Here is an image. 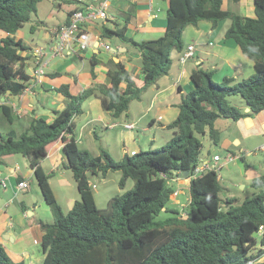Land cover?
I'll return each instance as SVG.
<instances>
[{
    "label": "trees",
    "instance_id": "1",
    "mask_svg": "<svg viewBox=\"0 0 264 264\" xmlns=\"http://www.w3.org/2000/svg\"><path fill=\"white\" fill-rule=\"evenodd\" d=\"M39 1L0 0V110L8 124L16 116L2 98L22 93L30 79L25 68L27 57L20 54L29 46L15 33L36 12ZM166 1L165 28L156 38L134 40L125 35L124 26L110 29L99 25L101 37L116 36L139 54L142 86L136 85L133 73L123 63L110 60L107 85H90L77 94L68 83L54 88L63 95L64 106L52 110L50 122L31 117L20 131L0 130V163L9 154L26 157L53 215L52 222H38L42 264H254L264 253V232L255 237L259 226H264V173L252 177L250 186L255 191L250 196H229L222 201L217 172H194L200 162L202 137L207 134L212 142H219L216 119L238 120L264 110V0H253V17L222 7L223 0ZM225 18L229 24L224 39H231L253 61L252 74L238 81L227 76L215 81L213 70L201 66L191 70L193 88L181 95L176 117L165 124L172 137L159 148L133 153L126 150L117 161L103 148L92 156L78 146L73 118L82 113L85 99L98 95L103 109L113 117L127 113L132 99H139L149 85L168 73L171 52L183 51L182 35L187 26L204 20L215 28ZM62 74L51 72L49 76ZM231 94H239L249 111L230 104L227 96ZM58 141L63 143L64 165L71 170L79 193V199L66 212L54 197L50 175L40 166V160ZM109 170L121 171V187L127 177L134 180V186L112 196L100 209L87 173L105 176ZM183 172L189 178V202L180 213L166 208L172 193L167 178L183 176ZM20 181L17 177L16 183ZM163 209L170 215L156 220ZM0 264L25 263L14 260L0 243Z\"/></svg>",
    "mask_w": 264,
    "mask_h": 264
},
{
    "label": "crops",
    "instance_id": "2",
    "mask_svg": "<svg viewBox=\"0 0 264 264\" xmlns=\"http://www.w3.org/2000/svg\"><path fill=\"white\" fill-rule=\"evenodd\" d=\"M162 1L165 3V7L167 8V1ZM224 4L246 16L253 17L255 15L253 0H239L236 3L232 0H230V2L228 0H223L222 7ZM79 6L82 7V4L75 3L70 6L66 11L64 19L49 29L50 38L48 37V39H46L47 41H50L49 44H52L55 41L53 34L54 28L67 21L69 16L68 12ZM160 8L162 7L159 4L157 6V11H159ZM107 15L108 17L105 20H95L94 22L85 24L87 30L93 36H101L99 28V25L101 24L109 27L110 29H118L124 26L125 35L127 37H132L134 40H141L136 37L138 32H141L142 34L145 32H156L161 35L165 28L166 13L164 18L160 17L154 10L153 0H110ZM218 23L215 28H212L211 22L201 20L198 21L196 25H189L185 28L182 35V37H184L183 49H185L189 44H192L194 47L193 56L187 59L184 63H181L179 61L181 53L177 52L176 58L173 60L172 51L170 55L172 62L168 73L159 77L155 83L149 85L142 93L141 97L137 99L140 103L141 101L145 102L146 97L150 98L147 107L144 111H142V114H140V118H144L152 108H155V112H164L168 116L164 123H161L160 121L158 122L156 116L153 115L150 118L151 121L144 127L145 130L149 129L155 123L163 124L161 127L167 129L165 124H168L171 120H173L178 113L179 109L177 107V103H179L181 95L193 88L189 74L191 70L197 68L198 66L213 70V79L215 81H220L225 76L232 77L238 81L243 77L249 76L255 71L253 61L242 54L240 48L235 45L231 39H224L223 34L225 29L222 33H220L221 30H218ZM31 30H33V27H31ZM35 32L36 31H33L32 34L35 35ZM219 33L222 38L220 40H214ZM15 37L21 38L17 32L15 33ZM31 39L32 45L24 40V43L29 46V49L26 51H20V54L26 56V61H29L31 64V69L29 71L26 69V71L30 74L28 83L33 81L32 70L34 68V62L31 50L36 46L35 40H33L34 37ZM109 39L110 38H106L108 42ZM110 46L111 50L105 51L101 48H97L96 42H94V46L92 48L79 55L71 56L70 60L68 59L69 61L63 60L58 63V65H51L52 58H50L47 66L44 68L45 75L39 83H35L31 86L30 92L26 91L18 95L9 94L5 98H2L3 101L11 106V109L16 116L14 122H16L17 130H15L20 131L26 127L31 117H43L47 122L52 120L54 116L52 110L61 109L64 106L63 95L54 90V88L61 83H68L70 90L74 94H77L79 91L90 85H107L110 78L106 74V71L109 67L110 60L123 63L124 67L133 73L136 85L142 86L143 75L139 66V54L129 44L123 43L119 39L113 46L111 44ZM201 46L204 48H201ZM201 53H203V55H201ZM78 60H80L81 63V66L79 65L80 67H77V65L74 64V62ZM86 60L89 63L88 69H84L86 66ZM91 60H93V65H91ZM49 67L51 69L47 70L46 68ZM91 69L93 71V75H91ZM51 72H61L64 74L52 78L49 76ZM91 98H94V100L101 105V100L98 98V95H93ZM238 107H241L246 112L249 111V108L245 105V103L238 105ZM101 108H103L102 105ZM82 113L84 114L83 108ZM107 113L111 117V114L108 111ZM85 115L89 116L83 122L85 125L95 122L96 120L103 122V125L105 126L114 124L108 121L110 119H107L105 114L97 106H95V108H91L89 113ZM157 116L162 117L160 114ZM76 117L73 119L74 125ZM124 124L126 125V123ZM128 124L135 126L133 122ZM234 125V134L236 136L234 146L239 148L240 152L247 151L248 148L242 147V145L246 146V142L252 136H262L264 138V110L259 111L253 116H246L239 118L238 120H234ZM10 128L14 127L12 126ZM10 128L0 130L6 132ZM126 137L129 140L130 146L128 151L131 153L135 152V147H133V144L130 142L133 137L131 134H128ZM262 144H264V140L257 146V149ZM126 150L127 149L125 148L124 151ZM260 151L264 152V150ZM10 157H12L11 154L2 157V162H4L3 159H8L7 162L10 164V169L9 172L4 173L3 168L0 167V176L7 178L10 181V193L15 197L17 196V192L19 190H23L17 188V177H21V180H28V188L30 185L31 173L27 168L22 174L18 159ZM24 158L27 159L26 157ZM65 160L66 158L63 151V143L58 141L53 145L46 156L40 160V166L44 170L42 164L44 161H48V164L50 165V173L48 174L50 175L53 174L54 171L59 170L60 163L65 166ZM242 167L244 176H247L246 180L251 181L252 177L264 173V163L261 162H255L254 165L251 166L250 163L245 161L242 163ZM58 173L59 184L63 187H69L70 180L63 176L64 172L59 171ZM241 188L244 189L245 185H241ZM13 196H10L9 199L5 201L4 205L0 206V243L5 246L7 252L14 260H23L25 264H36L41 259V256H43L41 253L38 260V257L35 254V248L39 244V238L41 236V230L38 226V222L43 220L39 217L38 212L36 211V204L32 202V205H28L23 199H19V205H17L14 213L7 216L4 208L6 209V207L13 202ZM67 200V206H69L68 208L72 207L75 198L68 197ZM42 205L43 207L45 206V208H48L45 201H43ZM255 250L256 249H254L253 252ZM254 264H264V253L254 261Z\"/></svg>",
    "mask_w": 264,
    "mask_h": 264
},
{
    "label": "rangeland",
    "instance_id": "3",
    "mask_svg": "<svg viewBox=\"0 0 264 264\" xmlns=\"http://www.w3.org/2000/svg\"><path fill=\"white\" fill-rule=\"evenodd\" d=\"M228 1L230 2V0ZM74 4L75 2L70 0L39 1L37 3L36 12L31 13L30 19L18 29L17 34L22 38L23 41L25 40L31 45V38L34 37L33 40H35L36 46L49 48L50 41L46 40L48 39V37L50 38L49 29L52 26L60 23L64 19L68 8ZM159 4L162 8L157 11V6ZM153 5L154 10L158 13V15L164 18L166 13L165 3L162 0H153ZM223 7L227 8V5L224 4ZM228 24L229 19L227 18L219 21L218 30H221L220 33H222L223 30L227 28ZM31 27H33V30H31ZM33 31H36L34 33L35 35L32 34ZM220 33L214 38V40H220L222 38L220 37ZM159 35L160 33L158 34L156 32H145L143 34L141 32H138L136 37L139 39H147L157 37ZM182 38L184 39V37ZM117 40V37L113 36L109 39V42L113 46L117 42ZM201 48L204 47L201 46ZM176 55L177 52L173 51V60H175ZM201 55H203V53H201ZM70 58L71 56L67 57V59H63L58 56L54 57L51 59V65H58V63H60L61 61H66L68 59L70 60ZM74 64L77 65V67L79 65L81 66L80 60L75 61ZM85 65L86 66L84 67V69H88L89 63L87 60L85 61ZM25 68L28 71L31 69V64L29 61H26ZM46 69L50 70L51 68L49 67ZM149 99V97H146L145 102L141 101L140 103L137 101V99H132V102L129 103L127 113H122L118 117H110L107 111L101 108L100 103L95 101L94 98L89 97L85 99L82 103L84 114L82 113L77 117L75 116L76 126L74 125V133L78 146L82 149H87L92 156L98 155L100 153V148H103L111 155L114 160L117 161L122 158L123 153L125 152L124 149L126 148L128 151L130 148L129 140L126 137L128 136V134H131V136L133 137L130 142L133 144V147H135L136 151L161 147L172 137V130L170 128H167L166 126L165 127L167 129H165L161 127V125L163 124L158 123H155L149 129H144V127L147 126V124L151 121L150 118L153 115L156 116L158 122L160 121L161 123H164V121L168 117L166 113L160 111L155 112V108H152L144 118H140L139 116L147 107ZM227 99L230 104L235 106L245 103L239 94L228 95ZM95 106L99 107L100 110L105 114L106 118L110 119L108 121L114 124L105 126L103 125V122L98 120H96L95 122H91L88 125L83 124L85 119L89 117L85 114L89 113V110L91 108H95ZM159 114L162 117L157 116ZM130 122H133L135 126L128 127L127 125H129L128 123ZM124 123H126V125ZM12 126L17 130L16 122H13L11 125L8 124L2 116L0 110V129L6 130ZM234 126L235 125L233 119L218 118L215 121V127L220 131L219 142L217 144L212 142L207 134L202 137L203 146L200 151V159L211 161V158L214 154H218L221 157L220 161L218 162V164L221 165V168L216 172L222 185V191L220 192V198L222 201H224L229 196H236L239 199L250 196L255 191V189L250 186V180H246L247 176H244L242 172V163L246 161L247 163H250L251 166H253L255 162L264 163V152L260 151V149H257V146L262 143L264 138L262 136H252L246 142V146L242 145V147H247L248 150L240 152L239 148H236L234 146L236 140V136L234 134ZM228 152L235 154L238 159L227 161L225 159V156ZM11 156L12 157L10 158L18 159L22 174L27 168L30 170V185L28 188L19 190L17 192V196L14 197L13 194L10 193V181L6 178L7 186L0 187V206H3L5 201L8 200L10 196H13V202H11L10 205L6 207V209L4 208V211H6V214L8 216L14 213L17 205H19V199H23L28 205H32L33 202L37 206L36 211L38 212L39 217L45 222H52L53 215L49 208H45V206L43 207L42 205L43 201L45 200L41 194L40 188L37 184L31 167L29 166L28 160L19 153L11 154ZM240 156H243V159ZM7 160L3 159L4 162L0 163V167L3 168L4 173L9 172L10 169V164L7 162ZM59 165V170L54 171L53 174H50L48 181H50V185L53 190L52 192H54L57 203L61 207L62 211L66 212L71 208H68L69 206H67V198L73 197L75 198V200H77L79 199V193L71 170L63 166L61 163ZM42 166L46 173H50V165L48 164V161H44ZM59 171H63V176L70 180L69 187H63L59 184ZM121 177L122 173L120 170H109L105 176H102L100 173L97 175L87 173V178L91 184V189L94 196V201L98 208L104 209L112 196L123 193L133 188L134 180L131 177H127L124 186L121 187L119 184V180L121 179ZM167 185L172 188V193L168 202L166 203V208H175L180 213L184 212L189 202L187 178L185 176H177L176 174H173L172 177L167 178ZM241 185H245V188L242 189ZM168 215H170V213L163 209L158 213L155 219L164 220ZM255 237L257 236L255 235ZM253 250L254 249H252V252ZM35 254L37 255L39 260V257L41 256L40 244L36 246ZM42 259L43 256H41V259L36 264H42Z\"/></svg>",
    "mask_w": 264,
    "mask_h": 264
},
{
    "label": "built area",
    "instance_id": "4",
    "mask_svg": "<svg viewBox=\"0 0 264 264\" xmlns=\"http://www.w3.org/2000/svg\"><path fill=\"white\" fill-rule=\"evenodd\" d=\"M75 3L82 4L81 9H73L68 16V20L56 26L53 30L55 41L50 44L49 48L36 46L32 50V58L34 62V68L32 70V78L28 86L23 92H30L31 86L35 83H39L42 77L45 75L44 68L47 66L49 59L53 57L66 58L69 56H75L83 53L84 51L92 48L94 42L96 47L102 50L109 51L111 46L105 38L95 35L93 36L86 28L85 24L95 20H105L107 15V9L110 4V0H70ZM194 53V47L189 44L180 54L179 61L184 63L187 59L191 58ZM22 92V93H23ZM133 127L132 124L127 125ZM258 149L264 150V144ZM221 157L218 154H214L210 160H201L195 167L194 172L198 174L205 170H219L221 165L218 164ZM227 161L238 159V157L230 152L225 156ZM218 176V175H217ZM219 178V177H218ZM189 180V178H187ZM6 178L0 176V187H6ZM28 186V180H22L17 183L18 189H24ZM264 232V226L260 225L256 236L260 237Z\"/></svg>",
    "mask_w": 264,
    "mask_h": 264
},
{
    "label": "water",
    "instance_id": "5",
    "mask_svg": "<svg viewBox=\"0 0 264 264\" xmlns=\"http://www.w3.org/2000/svg\"><path fill=\"white\" fill-rule=\"evenodd\" d=\"M247 110H248V108H247ZM182 175L183 176H186L187 175V172H183Z\"/></svg>",
    "mask_w": 264,
    "mask_h": 264
},
{
    "label": "clouds",
    "instance_id": "6",
    "mask_svg": "<svg viewBox=\"0 0 264 264\" xmlns=\"http://www.w3.org/2000/svg\"><path fill=\"white\" fill-rule=\"evenodd\" d=\"M34 48H35V47H34ZM34 48H33V49H34ZM33 49H32V50H33ZM32 50H31V51H32ZM183 50H184V49H183ZM28 84H29V83H28ZM27 86H28V85H27ZM73 119H74V118H73ZM133 127H134V126H133Z\"/></svg>",
    "mask_w": 264,
    "mask_h": 264
}]
</instances>
